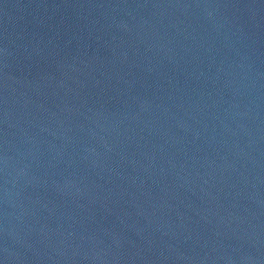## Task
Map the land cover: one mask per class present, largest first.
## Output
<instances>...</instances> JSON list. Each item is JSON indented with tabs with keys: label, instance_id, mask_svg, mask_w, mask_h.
<instances>
[{
	"label": "water",
	"instance_id": "obj_1",
	"mask_svg": "<svg viewBox=\"0 0 264 264\" xmlns=\"http://www.w3.org/2000/svg\"><path fill=\"white\" fill-rule=\"evenodd\" d=\"M0 264H264V0H0Z\"/></svg>",
	"mask_w": 264,
	"mask_h": 264
}]
</instances>
